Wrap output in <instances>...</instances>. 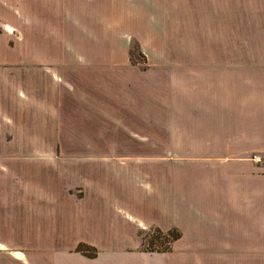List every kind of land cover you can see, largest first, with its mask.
I'll use <instances>...</instances> for the list:
<instances>
[{
    "label": "crops",
    "instance_id": "obj_1",
    "mask_svg": "<svg viewBox=\"0 0 264 264\" xmlns=\"http://www.w3.org/2000/svg\"><path fill=\"white\" fill-rule=\"evenodd\" d=\"M57 150L101 153L70 161V181L103 164L139 191L133 168L153 166L160 221L93 208L82 178L63 219L30 212L46 165L6 153ZM0 153V264H264V0H0ZM93 216L96 238L78 235ZM151 227L180 237L148 251Z\"/></svg>",
    "mask_w": 264,
    "mask_h": 264
},
{
    "label": "rangeland",
    "instance_id": "obj_2",
    "mask_svg": "<svg viewBox=\"0 0 264 264\" xmlns=\"http://www.w3.org/2000/svg\"><path fill=\"white\" fill-rule=\"evenodd\" d=\"M133 55L132 59L140 66H143L144 59L141 57L138 53V49L135 48V46L132 47ZM9 58V57H8ZM64 124L67 125V118H65V121H63ZM84 125L78 126V132L83 131ZM64 132H68L67 130H63ZM66 136V137H65ZM65 140L67 139V135L62 136ZM63 143V141H61ZM66 143V141H65ZM5 153H0V156H3ZM8 159H16L15 156L18 155V159H23L27 162H30L28 166H32L31 163L39 161L45 163V168H42V173L39 172V176L44 178L45 182L44 184H38L39 190L30 189L32 191L28 192V195L34 196V200H31L29 197H23V206L27 207L29 211L31 212L33 208L37 207H44L45 209H48L50 207H53L57 210V213L61 214L60 219L64 218V215L69 213L70 209L69 204H67V201H65V194L73 193L78 196H82L83 194V188L79 184L80 178H82L83 184H86V187L88 188V195L86 196L87 201L92 204L93 208H101L102 206L107 207L111 204H115L118 207H122L124 209H134V207L137 209V212L140 213L138 216L143 214L145 216V219L147 222H151L154 224L156 221H160V209L155 204L164 206V201L162 202H156L153 195V183L152 181L148 180L150 176H152V170H154L153 166L150 168L148 165H141L140 167H134L133 170L137 173V175L141 176L142 183H147V186L142 185L139 188V191L137 188H135L134 185H132L131 182V175H129V168L126 169H120L113 166L105 167L103 164L98 165L96 167L95 165L90 166L85 169V167H77L76 173H79L82 170H87L88 175L86 173L81 174L80 176L71 177L72 181H70L69 176V163L70 161L74 160H87V161H93L94 159H98L101 157V153L97 152H74L69 150L64 151H54V152H34V151H28V152H22L18 154L12 155V153L8 152ZM131 153H119V155H124ZM163 155V153H158V155ZM116 156V155H115ZM114 156H110L109 158H113ZM121 158V157H120ZM4 160V157H2ZM111 162V161H110ZM109 162V163H110ZM81 169V170H80ZM133 171V172H134ZM9 179L8 176V191L12 188V184L9 185ZM121 179V180H120ZM81 182V184H82ZM120 183V185H119ZM150 186L152 189H150ZM106 195V198L103 201H94L92 198V193L95 195L97 191H101ZM169 192H170V185H168L167 189V201L165 203L166 207L169 209H176L174 211H179L180 209V196L173 194V198L170 201L169 198ZM134 193L135 195L140 196L141 200L139 199V203L137 202L136 198L133 199L134 203L130 204V198L128 196L132 195ZM36 196V197H35ZM107 202V203H106ZM102 203V204H101ZM86 205V204H85ZM157 206V207H156ZM161 206V207H162ZM41 207V208H42ZM135 211V210H134ZM72 213V212H71ZM96 215V214H93ZM142 217V216H141ZM59 218V217H58ZM144 219V220H145ZM73 224L78 225V235H81L85 238L89 237H95V234L92 232L90 228H93V222L95 221V216H93L92 220L89 222L86 221V219H78L76 222L71 221ZM70 220L68 219L67 225L71 224ZM87 222V223H86ZM31 223V222H30ZM63 223V222H62ZM82 223V224H81ZM32 224H36V222H32ZM72 225V224H71ZM82 227V228H81ZM88 227V228H87ZM90 227V228H89ZM157 228L151 227L147 231H145L141 236L143 240V248L147 249L149 251H156V252H164L163 249L168 248L167 251L171 250V245L167 244L168 238L165 239L164 237L159 238V234L155 231ZM127 232L129 231V228L126 227ZM126 232V233H127ZM165 235V233H163ZM100 237V234L97 235ZM96 238V237H95ZM165 239V240H164ZM154 241L153 244L150 242ZM170 241V240H169ZM172 244V243H171ZM81 245V244H79ZM79 245L77 248H75V251H78ZM83 245V244H82ZM86 245V244H85ZM180 245V244H179ZM93 248V247H92ZM95 249V248H94ZM179 250V247H177L176 251ZM96 251V249H95ZM165 251V252H167ZM97 252V251H96ZM173 254L180 255V252H172ZM88 257H91L90 255H87ZM173 257V256H172ZM180 262V261H179ZM172 264H178L177 261L173 260Z\"/></svg>",
    "mask_w": 264,
    "mask_h": 264
},
{
    "label": "trees",
    "instance_id": "obj_3",
    "mask_svg": "<svg viewBox=\"0 0 264 264\" xmlns=\"http://www.w3.org/2000/svg\"><path fill=\"white\" fill-rule=\"evenodd\" d=\"M132 56H134L133 55V51L131 50L130 51V61L132 62V63H135V64H137L135 61H133V59H132ZM158 234H159V238H161V237H164L165 239H169V240H167V244H169V245H171V243L172 242H174V241H176L177 239H179V237H180V233L177 231V230H175V229H173V230H170L169 232H167V233H165V235L159 230V229H156L155 230ZM164 239V240H165ZM154 241H156V240H153V241H151L150 243L151 244H153L154 243ZM79 248L80 249H78V252H81L82 254H84V255H90L91 257H94V256H96V251H95V249L94 248H92V247H90V246H88V245H85V244H81V245H79ZM164 250V252L165 251H167L168 250V248H166L165 247V249H163ZM149 251V250H148Z\"/></svg>",
    "mask_w": 264,
    "mask_h": 264
}]
</instances>
